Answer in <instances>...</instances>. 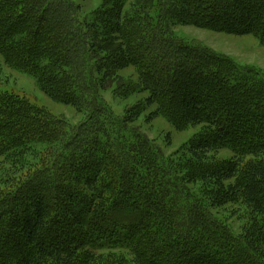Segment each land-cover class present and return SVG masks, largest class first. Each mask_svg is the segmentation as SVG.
Segmentation results:
<instances>
[{
    "label": "trees",
    "instance_id": "16d2710c",
    "mask_svg": "<svg viewBox=\"0 0 264 264\" xmlns=\"http://www.w3.org/2000/svg\"><path fill=\"white\" fill-rule=\"evenodd\" d=\"M181 2L187 11L181 20L177 14L171 18L206 30L254 35L264 46V0ZM37 3H45L40 12L36 5H27L17 7V13L8 10L0 19V49L11 56V63L31 70V55L35 47L43 46L37 26L42 14L58 7L59 1ZM113 4L120 13L121 3ZM63 20L66 30L74 31L73 22ZM101 21L91 24L95 69L107 65L97 55L117 35L123 49H117L111 65L134 66L142 84L156 77L179 81L180 87L168 90L179 101L166 100L160 108L177 130L200 125L204 129L186 148L196 165L185 183H206V208H244L251 225L243 236H233L224 223L189 201L183 178L168 179L162 167L159 177L162 163L150 144L137 148L141 140L128 144L122 134H108L116 145L112 151L101 155L96 148L87 149L89 154L71 158L60 168L58 159L83 137L74 130L41 167L44 172L29 173L0 195V264H103L100 252L113 249L129 252L124 264H264V75L240 65L227 67L225 57L205 56L203 50L177 39L167 43L162 36L135 35L123 26L120 31L118 16ZM21 35L26 37L16 38ZM58 42L60 70L50 71L43 88L55 100L80 106L90 93L85 81L87 58L72 55L62 39ZM195 51L199 56H189ZM69 61L70 69L65 65ZM152 69L155 74L148 77ZM59 90L65 95H58ZM157 94L163 95L161 90L152 91V98ZM42 115L24 99L0 92V156L37 137L49 141L61 136L60 121L48 122ZM220 149L232 156L222 164L206 163L207 155ZM61 174L73 176L87 195L75 191L83 188L62 186L68 181Z\"/></svg>",
    "mask_w": 264,
    "mask_h": 264
},
{
    "label": "rangeland",
    "instance_id": "374dc122",
    "mask_svg": "<svg viewBox=\"0 0 264 264\" xmlns=\"http://www.w3.org/2000/svg\"><path fill=\"white\" fill-rule=\"evenodd\" d=\"M37 1L0 0V19L8 14V10L17 13V7L25 8L27 5H36V10L40 12L45 7V3L38 4ZM56 1H59L58 7L43 13V20L37 26L39 28L37 37L39 40L43 39V46L35 47L31 55L29 64L32 70L11 63V56L5 49H0V92L24 99L39 109L48 122L60 121L58 129L61 131V136L49 141L37 137L33 142L0 156V195L5 191L10 192L11 187L19 184V181L29 173L44 172L41 167L47 164L56 149L63 147L64 144L59 145L62 138H69L74 130L84 138L79 137L80 141L67 148L64 155L58 159L60 168L71 158L89 154L88 150L92 148H96L101 155L112 151L116 145L113 144L114 137L108 134H122L128 144H135L136 141L141 140L137 148L146 142L150 144L162 163L159 177L163 174L162 167L167 172L168 179L170 177L171 180L180 182L179 179L183 178L182 188L190 202L200 204L201 209L224 223L233 236H243L251 225L249 211L241 207L239 209L238 206L206 208L205 206L209 205L207 184L200 180L190 184L185 183V177L193 172L192 169L196 165L187 154L186 148L192 140L200 137L204 129L200 125L177 130L165 117L167 115L165 109L160 108L166 106V100L179 101V97L170 96L172 93L168 91L171 87L177 86L179 81L169 78L170 81L165 82L164 79L156 77L155 82L150 80L142 84L140 74L134 66L118 68L111 65V61L117 55V49H123L119 46L117 35L113 36L116 38L114 43L103 47L102 52L97 55V60L107 62L106 66L97 71L99 68L95 69V55L91 49L93 41L91 24L95 21L103 24L101 17L113 20L118 16L120 31L123 26L130 28L135 35L142 32L144 35L151 33L154 36H162L167 43L177 39L185 45L203 50L205 56L215 53L222 58L225 57L227 67L240 65L264 75V46L259 39L254 35L237 36L177 21V19L181 20V14L187 11L181 0H113L116 4L121 3L120 13L119 8H116L110 0H49L50 4H56ZM171 6L173 7L170 8ZM64 9L70 11L63 12ZM176 14L177 19L171 18ZM59 16L71 20L74 31L68 32L66 21ZM25 37L26 35H21L16 38L22 40ZM59 39L64 41L69 53L80 59L83 55L87 58L85 81L90 93L86 97V103L80 106L55 100L43 88L48 85L46 76L50 71L60 70ZM30 42L34 43V40L31 39ZM167 51L171 53L168 49ZM192 55L199 56L196 51L189 52V56ZM68 64L70 69L72 64L70 61L65 62V65ZM154 65L159 66L157 62ZM36 69H42L43 72H37ZM149 74H155L154 69L148 73V77ZM64 81L65 79L62 80V85ZM159 90L163 95H153L152 98L151 92ZM57 92L58 95H65L64 90ZM154 111H159L157 116L149 119ZM173 111L176 113L175 109ZM214 152L207 155L209 160L206 163L222 164L232 156L226 149ZM61 175L68 181L62 186L83 188L73 182V176ZM75 191L87 195L85 188ZM100 254L103 257V264H115L120 260L124 264L123 260L130 257L129 252L124 249L102 251Z\"/></svg>",
    "mask_w": 264,
    "mask_h": 264
}]
</instances>
